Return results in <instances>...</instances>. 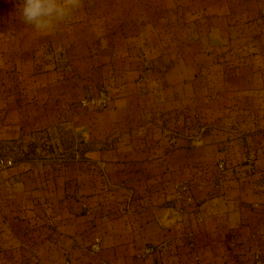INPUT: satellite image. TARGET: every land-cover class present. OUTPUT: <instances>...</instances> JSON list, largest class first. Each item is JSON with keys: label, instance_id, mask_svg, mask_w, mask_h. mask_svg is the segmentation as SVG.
Returning <instances> with one entry per match:
<instances>
[{"label": "crops", "instance_id": "obj_1", "mask_svg": "<svg viewBox=\"0 0 264 264\" xmlns=\"http://www.w3.org/2000/svg\"><path fill=\"white\" fill-rule=\"evenodd\" d=\"M22 3L0 0V264H264V0H83L44 32Z\"/></svg>", "mask_w": 264, "mask_h": 264}, {"label": "clouds", "instance_id": "obj_2", "mask_svg": "<svg viewBox=\"0 0 264 264\" xmlns=\"http://www.w3.org/2000/svg\"><path fill=\"white\" fill-rule=\"evenodd\" d=\"M82 7L83 0H23L19 11L25 24L44 32L69 21Z\"/></svg>", "mask_w": 264, "mask_h": 264}, {"label": "built area", "instance_id": "obj_3", "mask_svg": "<svg viewBox=\"0 0 264 264\" xmlns=\"http://www.w3.org/2000/svg\"><path fill=\"white\" fill-rule=\"evenodd\" d=\"M82 108L93 109V110H103L106 109L110 104V97L107 92L101 91L95 96L84 99L80 103ZM249 160H253V156L249 158ZM15 161L10 156H1L0 157V168H11L14 167ZM225 165L222 163L219 165L220 172L225 171ZM222 181V179H220ZM176 202L182 204L183 202H187L191 204L193 202V197L191 194V189L186 184H181L177 187L176 193ZM101 250L100 240H96L94 244L91 246V251L94 253H98ZM164 250V246L161 247H147L143 250L142 255H150L156 253L158 251ZM66 264H71V262H66ZM256 264H263L262 260L257 257Z\"/></svg>", "mask_w": 264, "mask_h": 264}, {"label": "rangeland", "instance_id": "obj_4", "mask_svg": "<svg viewBox=\"0 0 264 264\" xmlns=\"http://www.w3.org/2000/svg\"><path fill=\"white\" fill-rule=\"evenodd\" d=\"M101 91H105V92H107L108 93V91L105 89V88H100L94 95H91V96H88V97H85L84 99H88V98H91V97H93V96H95L96 94H98L99 92H101ZM108 95H109V93H108ZM109 97H110V95H109ZM83 99V100H84ZM81 103V102H80ZM110 104H111V97H110ZM110 104H109V106H110ZM81 105V104H80ZM108 106V107H109ZM81 107V106H80ZM107 107V108H108ZM82 108V107H81ZM82 109H86V108H82ZM88 110H93V109H88ZM104 110V109H103ZM196 126H198L197 124H196ZM2 153L0 154V156L2 155V156H10V157H13V156H11V155H9V154H11V152H15L16 151V149H11V147H10V144L9 143H6V144H4L3 146H2ZM0 151V152H1Z\"/></svg>", "mask_w": 264, "mask_h": 264}]
</instances>
